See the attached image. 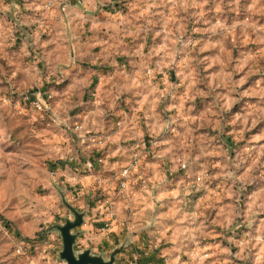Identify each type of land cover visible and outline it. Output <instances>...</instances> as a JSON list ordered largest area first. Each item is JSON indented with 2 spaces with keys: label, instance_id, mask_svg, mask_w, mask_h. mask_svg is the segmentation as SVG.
<instances>
[{
  "label": "rangeland",
  "instance_id": "obj_1",
  "mask_svg": "<svg viewBox=\"0 0 264 264\" xmlns=\"http://www.w3.org/2000/svg\"><path fill=\"white\" fill-rule=\"evenodd\" d=\"M53 1L0 15V264L76 222V256L264 264V0Z\"/></svg>",
  "mask_w": 264,
  "mask_h": 264
},
{
  "label": "crops",
  "instance_id": "obj_2",
  "mask_svg": "<svg viewBox=\"0 0 264 264\" xmlns=\"http://www.w3.org/2000/svg\"><path fill=\"white\" fill-rule=\"evenodd\" d=\"M28 2L30 1H33V2H30V3H27V4H24L22 5V0H16V2H9V3H6V2H1L0 1V15L1 14H10V13H15V14H19L21 13L22 11H26V10H30V9H35L37 6H38V1H40L39 3V8L43 6L44 2H41V0H26ZM44 1V0H43ZM95 0H80V7H75V6H72V5H65L63 1L61 0H54L53 1V5H54V8L55 7H58L59 5H63L61 8L59 6V8H57V10H53L52 13H49V20L47 23H54L52 15H56L57 18H59L61 20V27H67V24H66V18L69 17V13L71 12L73 15L76 16V20H74V22L72 23L73 25L75 26H80V28H86L87 26L85 25V15L86 14H91L96 7V4H95ZM71 4V2H70ZM90 6V7H89ZM18 10V11H17ZM63 10V11H62ZM66 13L65 17H64V14ZM70 13V14H71ZM28 16V15H27ZM87 16V15H86ZM31 17H34V16H31ZM30 17V18H31ZM23 17L21 19H19V23L16 24V31H24V30H27L31 27L30 24H25L23 21H22ZM18 19H16L17 21ZM53 21V22H52ZM22 22L24 23V26H21L22 25ZM0 23H1V20H0ZM17 23V22H16ZM68 28V27H67ZM4 30V28H1ZM27 43H30V42H27ZM69 44H74V47H78L81 43L78 42V40H70L69 41ZM28 45V44H27ZM51 47V45H50ZM49 54H52V50L51 48L49 49ZM157 254V253H156ZM159 254V253H158ZM162 255L165 254V251H162L161 252ZM154 258V256H152ZM161 257V256H159ZM159 261L158 260V263L159 264ZM142 264H152L150 260H147V262H143Z\"/></svg>",
  "mask_w": 264,
  "mask_h": 264
},
{
  "label": "water",
  "instance_id": "obj_3",
  "mask_svg": "<svg viewBox=\"0 0 264 264\" xmlns=\"http://www.w3.org/2000/svg\"><path fill=\"white\" fill-rule=\"evenodd\" d=\"M79 223L81 222H76L74 224L69 223L62 228L64 240V249L61 254L62 259L65 260L67 264H115L114 257H112L109 262H106L103 257L93 256L89 251H85L79 256L75 255L74 245L76 243V236L72 235L70 231L79 226Z\"/></svg>",
  "mask_w": 264,
  "mask_h": 264
},
{
  "label": "built area",
  "instance_id": "obj_4",
  "mask_svg": "<svg viewBox=\"0 0 264 264\" xmlns=\"http://www.w3.org/2000/svg\"><path fill=\"white\" fill-rule=\"evenodd\" d=\"M125 173L127 174L128 171H126ZM132 264H139V263L137 262V258L134 257V261L132 262Z\"/></svg>",
  "mask_w": 264,
  "mask_h": 264
}]
</instances>
